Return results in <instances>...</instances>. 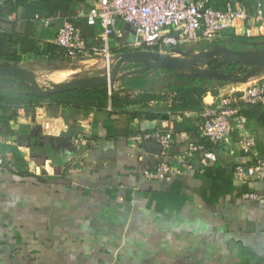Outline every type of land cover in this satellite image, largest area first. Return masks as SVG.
I'll use <instances>...</instances> for the list:
<instances>
[{
    "label": "crops",
    "instance_id": "obj_1",
    "mask_svg": "<svg viewBox=\"0 0 264 264\" xmlns=\"http://www.w3.org/2000/svg\"><path fill=\"white\" fill-rule=\"evenodd\" d=\"M228 1L234 0H209L220 9ZM96 2L0 0V66L29 68L40 86L104 73L103 56L71 60L54 41L62 22L70 19L87 45L106 43L111 54L134 50V28L121 18H116L106 42L99 20L87 21ZM246 3L253 15L254 1ZM248 26L249 37L255 38L256 23L250 19ZM227 30L215 40L230 45L229 32L244 35ZM169 75L151 71L149 83L134 89L125 86V77L118 79L113 88L127 92L123 101L116 108L109 104L87 114L46 103L26 107L0 102V128L12 141L7 147L16 148L27 170L0 165V264H264V180L240 181L232 175L236 164L264 158V105L243 109L255 138L250 152L240 151L231 135L214 148L216 160L203 164L201 152H196L192 169L170 180L147 178L143 170L163 159L161 147L153 139L132 145L131 135L172 130L166 160L176 165L188 143L201 138L198 110L173 108L181 101L169 83L165 85ZM9 81L0 76V87L11 85ZM239 83L212 84L202 96L203 105ZM35 113L58 117L66 131L44 134L42 118L35 119ZM83 117L91 120L95 143L80 170L69 172L71 135ZM27 157L34 172L27 169ZM250 192L258 199L246 198Z\"/></svg>",
    "mask_w": 264,
    "mask_h": 264
},
{
    "label": "built area",
    "instance_id": "obj_2",
    "mask_svg": "<svg viewBox=\"0 0 264 264\" xmlns=\"http://www.w3.org/2000/svg\"><path fill=\"white\" fill-rule=\"evenodd\" d=\"M246 2L247 0L228 1L225 7L220 9L213 7L209 0H97L86 14V19L90 23L99 20L102 28L100 35L104 42L113 33L116 18H121L134 28V39L130 42L132 49L174 54L175 49L181 50L182 46L191 42L214 40L225 28L252 36V26L244 27L250 19L256 23L254 36H264L262 0L255 1L253 15L249 14ZM54 41L63 55L71 60L84 55L103 56L107 59L111 55L106 43L102 46L87 45L70 19L62 22ZM251 104L264 105V71L218 95L215 101L204 104L197 111L196 126L199 135L210 145L199 140L190 141L180 154L177 165L166 160V153L173 142L172 130L156 128L131 135L129 140L132 145H138L146 139L155 140L164 156L154 168H145L142 175L152 179L170 180L184 170L193 168L192 160L196 152H201L200 161L203 164L209 160L214 161V148L227 142L231 135L236 137V146L240 151L250 152L254 147L255 138L247 125V116L243 109ZM36 118H42L40 125L46 135H60L66 131L65 123H60L58 117L35 113ZM11 142L0 130V165L15 169L12 152L7 147ZM94 143L91 136V120L83 117L71 135L73 160L67 167L69 172L80 170ZM26 161L27 169L34 172L32 158L27 157ZM232 175L240 181L264 180V158H256L244 165L236 164ZM245 197L258 199V195L253 192L246 193Z\"/></svg>",
    "mask_w": 264,
    "mask_h": 264
},
{
    "label": "water",
    "instance_id": "obj_3",
    "mask_svg": "<svg viewBox=\"0 0 264 264\" xmlns=\"http://www.w3.org/2000/svg\"><path fill=\"white\" fill-rule=\"evenodd\" d=\"M245 43L248 46L246 48H232L212 40L185 50L175 49L174 54L147 49L118 52L104 59L107 66L102 74L71 77L47 86H40L35 73L20 65L0 66V76H8L12 80L11 84L22 86L24 92L37 96L97 85H106L110 92L118 79L160 68L170 70L176 78L196 77L243 83L264 71V40H249ZM126 63H138L139 66L124 69ZM72 67L77 70L81 68L76 62L72 63ZM225 67H229L228 70Z\"/></svg>",
    "mask_w": 264,
    "mask_h": 264
},
{
    "label": "trees",
    "instance_id": "obj_4",
    "mask_svg": "<svg viewBox=\"0 0 264 264\" xmlns=\"http://www.w3.org/2000/svg\"><path fill=\"white\" fill-rule=\"evenodd\" d=\"M255 1L256 0H252ZM210 3V2H209ZM228 28L223 29L221 32H227ZM264 36L259 37H249L246 35H236L233 32H229L227 36V40L229 41L228 45L232 48H246L247 44L245 41H249L252 39H262ZM214 41L218 44L226 43L225 40H215ZM227 45V43H226ZM138 63H129L128 66L125 68H134L138 67ZM157 70H164L168 72L171 78L165 81V85L169 83V88L175 91L178 94V101L177 104L173 107L178 109L179 107L189 108V109H197L200 110L203 107L202 103V96L212 84H221L226 83L224 81H217V80H207V79H200L196 77H185V78H176L174 77L170 70L160 68ZM153 69H148L141 71L136 74H132L130 76H126L124 80L126 81L125 86L128 89L134 88H142L146 84L149 83V73L151 71H157ZM6 81V80H5ZM12 81V80H11ZM9 81V82H11ZM25 88L19 85H15V83L7 85L5 87H0V102L5 103L7 105H23L26 107L29 106H36L43 103L47 105H59L61 107L70 108L75 111H82L84 114H87L88 111L91 109H102L105 108L110 104L112 107H117L122 101L123 96L127 95V92L123 93L124 90L112 88L109 92L106 85H97V86H90L80 89H72L66 90L62 92L52 93L47 96H37L34 94H29L24 92ZM1 131H3L0 128ZM201 142L206 143V145H210V143L204 137H201ZM12 152V157L15 164V169L19 172H27L25 168V161L23 160L22 156L16 150V148H9Z\"/></svg>",
    "mask_w": 264,
    "mask_h": 264
},
{
    "label": "flooded vegetation",
    "instance_id": "obj_5",
    "mask_svg": "<svg viewBox=\"0 0 264 264\" xmlns=\"http://www.w3.org/2000/svg\"><path fill=\"white\" fill-rule=\"evenodd\" d=\"M262 40H264V38H262V39H252V41H257V42H261ZM259 45V44H258ZM258 45H256V47L258 46ZM248 47V46H247ZM228 68L229 67H225L224 69L225 70H228Z\"/></svg>",
    "mask_w": 264,
    "mask_h": 264
},
{
    "label": "rangeland",
    "instance_id": "obj_6",
    "mask_svg": "<svg viewBox=\"0 0 264 264\" xmlns=\"http://www.w3.org/2000/svg\"><path fill=\"white\" fill-rule=\"evenodd\" d=\"M53 80H55V79H53ZM224 84H228V83H224Z\"/></svg>",
    "mask_w": 264,
    "mask_h": 264
}]
</instances>
